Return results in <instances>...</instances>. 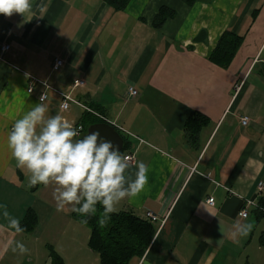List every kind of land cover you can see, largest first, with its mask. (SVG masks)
<instances>
[{"label":"crops","instance_id":"obj_1","mask_svg":"<svg viewBox=\"0 0 264 264\" xmlns=\"http://www.w3.org/2000/svg\"><path fill=\"white\" fill-rule=\"evenodd\" d=\"M164 6L176 16L157 28ZM226 33L241 41L222 66L213 55ZM30 76L53 90L37 84L30 94ZM43 93L47 114L87 129L81 135L117 128L121 154L135 158L124 187L139 162L148 167L144 189L114 211L160 217L149 250L130 264H264V213L239 215L248 201L264 206V0H132L124 11L104 0H31L26 17L0 14V264H100L91 228L71 205L57 211L55 185L30 187L8 148L12 125ZM62 94L82 105L62 111ZM30 212L38 224L26 231ZM12 219L24 231L9 229ZM236 223L251 225L246 237L233 234ZM15 242L27 251L13 252Z\"/></svg>","mask_w":264,"mask_h":264},{"label":"clouds","instance_id":"obj_2","mask_svg":"<svg viewBox=\"0 0 264 264\" xmlns=\"http://www.w3.org/2000/svg\"><path fill=\"white\" fill-rule=\"evenodd\" d=\"M31 0H0V14L12 16L20 13L26 17ZM44 96L12 125L7 145L18 168L27 169L29 186L55 185L54 199L57 211L71 205L81 217L95 216L97 206L103 208L99 224L105 226L115 206L125 198L137 196L148 182V167L139 162L135 178L124 187V175L128 165L126 157L110 140L102 139L101 133L81 131L64 119L59 112L48 115ZM9 229L24 231L20 222L12 219ZM249 224H235L234 235L246 237ZM13 245L12 241H9ZM27 251L15 242L12 251Z\"/></svg>","mask_w":264,"mask_h":264},{"label":"trees","instance_id":"obj_3","mask_svg":"<svg viewBox=\"0 0 264 264\" xmlns=\"http://www.w3.org/2000/svg\"><path fill=\"white\" fill-rule=\"evenodd\" d=\"M104 1L115 10L124 11L132 0ZM196 1L185 0L190 5H193ZM175 16V11L164 6L159 10L154 25L161 28L169 19ZM240 41L239 37L226 33L214 52L213 60L222 66L229 65ZM90 120L91 117L87 115L86 121L88 122L85 123L90 125L95 122ZM86 131L87 129H85ZM102 215L103 208L99 205L95 216L81 217L76 213L77 219L91 228L90 247L99 253L100 264H130L134 258L145 256L157 234L156 223L143 220L131 211L113 212L110 214V219L105 226L101 227L99 220ZM37 224L38 219L35 213L30 212L24 221L23 227L26 231H31L37 227ZM261 245L264 247V234L261 237Z\"/></svg>","mask_w":264,"mask_h":264},{"label":"built area","instance_id":"obj_4","mask_svg":"<svg viewBox=\"0 0 264 264\" xmlns=\"http://www.w3.org/2000/svg\"><path fill=\"white\" fill-rule=\"evenodd\" d=\"M9 49H10V46L3 45L1 47V52L5 53ZM63 66H64V60L60 59V58H57L56 61H55V64H54V70L55 71H59L60 69H62ZM30 79L32 80L31 84H30V87L28 89V92L30 94L33 93L34 86L37 85V84H41L44 87H46L47 89L53 90V88L50 85H48L46 82H42L39 79L34 78L32 76H30ZM85 84L86 83H85L84 80H76L74 82V84H73V87L74 88L83 87V86H85ZM42 96H44V102H45L48 99V95L46 93L41 94V96L39 97V101H40ZM62 96H63V101H62V104L60 105V109L62 111H64V112L69 111V109H70L72 104L82 105L81 102H79L77 99H75L71 95L62 94ZM129 96L133 97V98L137 97L138 96V91L134 87H131L130 91H129ZM82 107H84V106H82ZM241 121H242L243 126H247L250 123L249 117H243ZM78 129L82 133L84 128L82 126H79ZM119 130L124 131V129L121 128V127H119ZM125 161L127 163H133L135 161V158H134L133 155H129V156L126 157ZM259 190L260 191L264 190V184L263 183L260 184ZM207 203L212 206L215 203V199L214 198H210ZM251 207H256V208L260 209V211H262L264 213V206L256 204L254 201H248L246 203L245 208H243V210L240 212V214H239L240 217L248 218V216H249V208H251ZM145 220H148V221H150L152 223H158L160 221V217H158L153 212L149 211L145 215Z\"/></svg>","mask_w":264,"mask_h":264},{"label":"water","instance_id":"obj_5","mask_svg":"<svg viewBox=\"0 0 264 264\" xmlns=\"http://www.w3.org/2000/svg\"><path fill=\"white\" fill-rule=\"evenodd\" d=\"M97 130L101 133L102 139H107V140L112 141L119 148L121 152L123 151L125 140L123 136L121 135V133L117 130V128H115L111 124L102 123V124L93 125L88 130L87 133L91 131H97Z\"/></svg>","mask_w":264,"mask_h":264}]
</instances>
